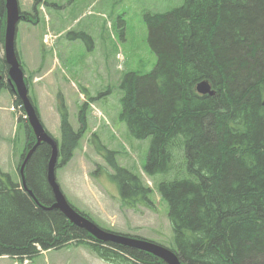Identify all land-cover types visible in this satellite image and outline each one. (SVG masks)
Masks as SVG:
<instances>
[{
    "label": "trees",
    "instance_id": "16d2710c",
    "mask_svg": "<svg viewBox=\"0 0 264 264\" xmlns=\"http://www.w3.org/2000/svg\"><path fill=\"white\" fill-rule=\"evenodd\" d=\"M22 19L28 20L25 13ZM4 21L0 0L1 43ZM145 21L156 62L148 73H128L121 81L119 119L134 138H149L143 172L172 175L157 185L168 205L172 251L182 264H264V0H183ZM1 72L7 76L3 56ZM2 78L0 90L15 95ZM201 80L213 95L196 91ZM15 102L21 105L17 96ZM58 110L56 168L71 159L85 131L82 110L77 130L63 101ZM25 132L26 152L35 142L27 120ZM100 147L122 203L151 205L150 187L118 164L114 150ZM49 155L46 143L36 147L24 183L0 170V256L30 259L83 245L111 264H165L144 251L96 240L59 210L43 208L53 202Z\"/></svg>",
    "mask_w": 264,
    "mask_h": 264
},
{
    "label": "rangeland",
    "instance_id": "374dc122",
    "mask_svg": "<svg viewBox=\"0 0 264 264\" xmlns=\"http://www.w3.org/2000/svg\"><path fill=\"white\" fill-rule=\"evenodd\" d=\"M182 1L18 0L28 21L18 22L15 40L28 94L52 137L60 143L61 101L74 130L80 126L81 110L84 116L85 131L79 146L65 165L56 168V180L66 199L103 228L143 237L169 249L175 245L168 205L160 198L157 185L172 175L148 177L142 171L149 138H134L119 119L120 83L128 73H148L156 62L148 43L145 15L163 13ZM48 31L56 35L51 45L40 42ZM81 34L88 36L87 42ZM0 76L6 81L4 72ZM15 98L8 89L0 90V170L18 181L26 120ZM100 145L114 150L118 164L151 188L148 198L152 205L128 208L122 203ZM0 264L110 263L85 246L69 245L40 251L27 260L0 256Z\"/></svg>",
    "mask_w": 264,
    "mask_h": 264
},
{
    "label": "water",
    "instance_id": "95a60500",
    "mask_svg": "<svg viewBox=\"0 0 264 264\" xmlns=\"http://www.w3.org/2000/svg\"><path fill=\"white\" fill-rule=\"evenodd\" d=\"M3 3L5 9L3 48L4 60L8 66L7 80L12 86L13 91L17 94L18 98L22 102L29 127L35 137V143L26 152L20 165L19 171L22 176V182L24 183L23 172L28 159L39 144L46 143L50 146V155L46 169V181L51 189L53 202L48 206L41 204L43 208L59 210L65 216V218L69 220V222L81 229H84L96 240H99L101 242H111L144 251L161 259L165 264H182L177 254L171 249L146 239L131 237L124 234L104 230L103 228L95 224L92 220L80 214L68 203L56 180V164L59 155L58 143L45 130L32 102L28 97V89L24 80L23 71L20 67V63L15 51L16 26L22 17L18 5V0H3ZM195 89L201 95L213 94V90H211V84L207 80H201L197 82V84L195 85ZM29 194L32 195L31 190H29Z\"/></svg>",
    "mask_w": 264,
    "mask_h": 264
},
{
    "label": "bare ground",
    "instance_id": "6f19581e",
    "mask_svg": "<svg viewBox=\"0 0 264 264\" xmlns=\"http://www.w3.org/2000/svg\"><path fill=\"white\" fill-rule=\"evenodd\" d=\"M213 93H214V91H213ZM211 95H213V94H211Z\"/></svg>",
    "mask_w": 264,
    "mask_h": 264
}]
</instances>
